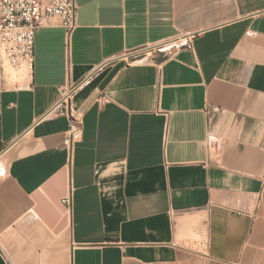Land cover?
<instances>
[{"label": "crops", "instance_id": "1", "mask_svg": "<svg viewBox=\"0 0 264 264\" xmlns=\"http://www.w3.org/2000/svg\"><path fill=\"white\" fill-rule=\"evenodd\" d=\"M77 7L1 95L0 264H264V0Z\"/></svg>", "mask_w": 264, "mask_h": 264}, {"label": "built area", "instance_id": "2", "mask_svg": "<svg viewBox=\"0 0 264 264\" xmlns=\"http://www.w3.org/2000/svg\"><path fill=\"white\" fill-rule=\"evenodd\" d=\"M77 0H0V100L9 85H16L19 79L10 82L11 71L31 70L35 60V37L43 27L58 26L65 31L70 45L77 29ZM167 44H159L132 52L131 59L149 54L152 50H163ZM179 47V46H178ZM69 119V128L64 136L68 160L73 163L76 146L82 142L84 126L69 107L60 103L54 108ZM7 151L0 137V159ZM64 203L72 205V198Z\"/></svg>", "mask_w": 264, "mask_h": 264}, {"label": "rangeland", "instance_id": "3", "mask_svg": "<svg viewBox=\"0 0 264 264\" xmlns=\"http://www.w3.org/2000/svg\"><path fill=\"white\" fill-rule=\"evenodd\" d=\"M184 44V42H180V43H178L177 44V46H182ZM177 46H175V47H173V48H177ZM172 47H166V51H169V50H172L173 49ZM11 73V75H10V82H13V81H15V80H17V79H19V78H21L23 75H25L27 72L25 71V70H22V71H16V72H14V71H11L10 72Z\"/></svg>", "mask_w": 264, "mask_h": 264}, {"label": "bare ground", "instance_id": "4", "mask_svg": "<svg viewBox=\"0 0 264 264\" xmlns=\"http://www.w3.org/2000/svg\"><path fill=\"white\" fill-rule=\"evenodd\" d=\"M25 76V75H24Z\"/></svg>", "mask_w": 264, "mask_h": 264}]
</instances>
